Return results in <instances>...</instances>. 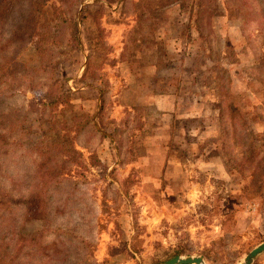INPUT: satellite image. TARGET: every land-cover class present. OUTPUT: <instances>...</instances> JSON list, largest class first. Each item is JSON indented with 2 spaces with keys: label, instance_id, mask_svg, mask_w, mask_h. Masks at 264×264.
Instances as JSON below:
<instances>
[{
  "label": "rangeland",
  "instance_id": "374dc122",
  "mask_svg": "<svg viewBox=\"0 0 264 264\" xmlns=\"http://www.w3.org/2000/svg\"><path fill=\"white\" fill-rule=\"evenodd\" d=\"M32 1L21 0L0 35V203L37 184L40 142L63 141L62 106L49 113L36 105L48 83L65 84L90 117L69 134L86 169H70L73 182L53 192L47 218L23 206L0 212V264H163L174 256L241 264L264 242V0H202L203 16L191 0L165 5L166 44L162 30L133 32L143 0H112L99 20L106 50L98 49L105 59L92 87L80 78L89 48L83 7L94 0H43L49 16L31 11ZM54 5L78 22L81 44H51L43 61L18 29L32 16L37 27L56 24ZM45 63L51 69L36 70ZM16 122L23 127L13 130ZM172 142L182 154L166 153ZM252 264H264V252Z\"/></svg>",
  "mask_w": 264,
  "mask_h": 264
},
{
  "label": "trees",
  "instance_id": "16d2710c",
  "mask_svg": "<svg viewBox=\"0 0 264 264\" xmlns=\"http://www.w3.org/2000/svg\"><path fill=\"white\" fill-rule=\"evenodd\" d=\"M154 0H143L138 7V11L136 13V28L134 31H140L144 32V35L152 36L153 38L156 36L159 31L162 30V34H159L158 38L160 39L163 37V40H161L159 43L166 44L168 41V38H165L167 36V32L164 31V27L166 24V18L165 13L161 12L164 8L172 6L176 1L181 0H166L165 3L156 8H152ZM21 0H18L17 2L12 1H5L0 0V35L2 26L5 24V22L10 19V16L14 13L16 10L15 8L20 4ZM62 1L60 0V3ZM112 0H94L93 1V9L91 5H86L83 7V11L87 10V17L85 20H87V25L85 27V30L87 31V39L89 40V48L86 52V64L85 69L82 77L80 78V81H82V86L92 87L93 85H97V83L100 84L101 82V76L97 73V70L103 63V60L105 59V55L101 53L98 49H105L104 46V39H105V30L100 26L99 20L102 17L106 6H112ZM145 2L147 4H145ZM190 8L192 10H197L196 14L199 16H203L204 13H206L209 9H207L208 6L205 4L203 5L202 0H191ZM31 11L36 8V11L44 13L49 16V11H44L42 7L44 6L43 0H35L31 2ZM216 6H218L217 0L215 1ZM166 5V6H165ZM165 6V7H164ZM164 7V8H163ZM55 15V21L57 22L54 24L53 20H47L45 26L43 27H37L38 21H34V17H30L29 20L26 23V27L24 29V32H22V27L18 29V33L22 35L23 38L27 40H30V44L33 45L35 52L38 53V55H42V60L44 61V56L49 54L51 52V44L55 45H61L62 43L66 42V44H69V41H73L76 43L77 46H80L81 44V38L80 34L77 30L78 22H76L75 19H69L63 17L62 11L60 8L56 7L55 5L51 7ZM221 9V8H219ZM223 12H227L230 15V9H222ZM43 14V15H44ZM42 15V14H41ZM149 16L151 18L149 19ZM154 20V21H151ZM196 20V18H195ZM198 20V17H197ZM203 29L206 28L207 30H211V20L209 18H203ZM83 24L85 25V22L82 20ZM189 25V24H188ZM206 26V27H205ZM24 28V27H23ZM197 32L199 31V39H204V37L201 35V26L197 25ZM186 30H183V32L189 31V26H185ZM17 31V30H16ZM17 33V34H18ZM212 33L209 32L208 35H211ZM25 36V37H24ZM147 36V37H148ZM152 39V38H151ZM35 40V41H34ZM134 46L136 47L135 39L132 40ZM153 41V39H152ZM27 42V43H29ZM154 43V41H153ZM47 45V46H46ZM83 46V45H81ZM157 46V45H155ZM92 47V48H91ZM97 49V53H96ZM139 53H141V49L138 50ZM96 54V55H95ZM105 54V53H104ZM166 53H164L165 55ZM12 57V56H9ZM4 61V57H2L0 53V62ZM1 66V65H0ZM155 67L158 68V65H155ZM2 68V67H0ZM48 70L51 69L50 63L46 65L43 64L40 67L36 68V70ZM32 69H29V72ZM3 71V69H2ZM4 72V71H3ZM3 74V73H2ZM5 75V73H4ZM90 82V84H88ZM34 85H31V89ZM46 91L42 95V100L36 105H39L43 108V110H46L50 113L57 110L59 106H62V121L58 122L60 125H62V130H64L66 133L63 136V141L61 142H46L47 139L43 140L39 143V145L35 148V154L36 157H38V162H36L35 167L37 171V184L33 185L32 191L29 193L27 197L24 198H17L12 199L10 197H7V199L0 203V208L2 214L7 216H12L15 210V208L19 206L24 207V214L38 216L41 218H47L49 215V199L53 196V192L58 191L59 186L61 187L64 183H72L71 176H70V169L75 167L77 169H86V165L81 157V154L76 151V149L73 146V141L69 137L70 133L79 134L81 133L90 123V117L88 114L80 113L82 111L81 106L75 105L74 101H77L78 99H81V97L76 96L75 93H73L69 88L65 87V84H62V86H59L58 83H48L45 85ZM75 89H77L75 87ZM78 89L76 90V92ZM167 97V96H166ZM165 97V98H166ZM160 97L156 96L155 100L156 103L158 102V99ZM170 98V96H168ZM174 103V102H172ZM166 105H169V101L165 103ZM176 108V107H175ZM171 109V113H174V109ZM80 111H77L79 110ZM165 109V108H164ZM169 111H166L168 113ZM65 115H69L65 118ZM46 122V121H45ZM44 122L41 123V125ZM20 124V125H19ZM54 124H57V121H54ZM15 126L17 128H13V130L18 129L21 125V122H16ZM173 144V142H172ZM216 147V143H212ZM180 147L179 144H169L167 146V154L170 153H177L182 154L180 150H178ZM186 151V149H185ZM6 156V151H3V157ZM170 157H168V160ZM264 171V167H263ZM255 171L251 172L250 176H253ZM67 175V176H66ZM69 176L70 179H67ZM125 182L129 183L130 180L127 178ZM9 198V199H8ZM59 210V209H58ZM4 215H0V221L4 220ZM58 236L66 235L62 233H57ZM48 236V235H47ZM34 246V241L30 242ZM17 253L20 251L18 247L16 249L14 248L12 250L11 256L12 260H16V255L14 252ZM175 255H179L178 253Z\"/></svg>",
  "mask_w": 264,
  "mask_h": 264
},
{
  "label": "water",
  "instance_id": "95a60500",
  "mask_svg": "<svg viewBox=\"0 0 264 264\" xmlns=\"http://www.w3.org/2000/svg\"><path fill=\"white\" fill-rule=\"evenodd\" d=\"M264 252V242L253 248L243 259L241 264H252L254 260ZM163 264H206L203 258L199 256H174L169 260L165 261Z\"/></svg>",
  "mask_w": 264,
  "mask_h": 264
}]
</instances>
